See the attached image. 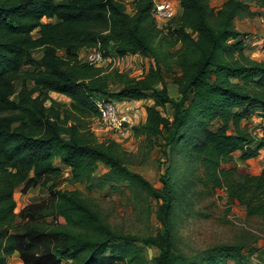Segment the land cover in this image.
Listing matches in <instances>:
<instances>
[{
	"label": "trees",
	"instance_id": "trees-1",
	"mask_svg": "<svg viewBox=\"0 0 264 264\" xmlns=\"http://www.w3.org/2000/svg\"><path fill=\"white\" fill-rule=\"evenodd\" d=\"M128 1L0 0V264L14 254L21 264H147L139 244L158 251L153 264H249L258 250L231 243L187 255L176 246L178 222L202 216L196 206L218 190L226 205L264 218V168L257 175L225 168L234 155L245 162L264 147L242 126L253 115L264 120V61L245 55L248 34L235 26L250 9L243 0H224L217 10L210 0H178L179 12L162 34L154 0ZM96 47L147 60V68L132 78L79 59L81 50ZM165 73L175 75L178 98L170 97ZM111 84L120 87L110 92ZM52 93L67 98L70 110L62 112ZM98 96L152 102L131 132L145 150L141 161L159 147L160 188L128 169L132 154L119 143L98 142L90 131L85 119L97 117ZM167 106L171 120L162 112ZM55 160L68 169L71 185L123 186L138 203L154 200L161 230L147 237L118 233L80 190L55 182L48 198L20 209L24 225L16 227L15 190L26 194L60 178ZM99 164L107 172L96 177ZM47 218L50 225L39 223Z\"/></svg>",
	"mask_w": 264,
	"mask_h": 264
},
{
	"label": "rangeland",
	"instance_id": "rangeland-1",
	"mask_svg": "<svg viewBox=\"0 0 264 264\" xmlns=\"http://www.w3.org/2000/svg\"><path fill=\"white\" fill-rule=\"evenodd\" d=\"M68 0H56V2H66ZM128 1V0H127ZM130 2V1H128ZM220 5L224 0H220ZM246 7L251 9L253 6L249 4L248 0H243ZM218 5V6H220ZM219 9V7L217 8ZM127 13L131 14V10L128 7ZM56 18H52L50 21L42 19V23H55ZM161 21V20H158ZM156 25L162 34L166 33L168 28V22H158ZM259 23L264 27V23L259 20ZM248 36L244 37L243 41L249 40L254 42L255 37L259 38L257 31L249 30ZM36 36V34H33ZM250 42V43H251ZM246 55L253 60L261 61V57L252 53L248 44L246 46ZM81 61L83 62L84 56L88 53V50H81ZM59 56H63L64 52L59 51ZM39 53L34 54L35 58H38ZM103 68H115L119 72H124L132 78H138L143 75V71L147 68V60L142 61L139 58L128 57L124 59H116L111 64L102 65ZM109 67V68H107ZM28 67H25V69ZM111 70V69H110ZM173 74L176 70L173 69ZM164 74V81L166 83L168 93L172 98H178L177 89L173 81V74ZM20 80L16 81L14 85L17 90L20 88ZM118 84H111L109 86L110 92L117 91L119 89ZM50 99L55 101L62 112L70 110V101L57 94H50ZM115 108L121 115H128L135 119V124H139L143 120V112L145 107L152 104L151 101H139V102H126L125 100L112 99ZM45 106H50V102L46 101ZM163 114L171 120L170 109L165 107L162 110ZM90 131L96 136L98 142L116 141L124 150L132 154L131 162L127 166L130 171L140 174L145 180H147L153 187L160 188L159 181L160 176L165 170V164L159 147H155L150 151L146 160L141 161L142 155L145 152L141 147V140L135 138L132 132L129 131L126 138L115 137L112 132L105 130V128L96 120V117L85 119ZM244 129L248 131L252 127V121L248 123L243 122ZM54 165L61 169L62 176L58 179H53L46 186H37L31 188L26 194H22L21 187L15 190L14 199L16 202L15 220L16 227L21 228L24 222L18 217V213L21 208L33 203H39L42 200L48 198L47 191L48 186L53 182L58 184V188L63 190H80L84 197L90 202L94 209L99 211L107 223L118 233L131 236H155L161 227L156 221L155 212L157 204L154 200L148 199L146 202L138 203L131 195L124 191L123 186L119 191H112L108 186L105 188H99L93 186L90 189L84 185H71L66 181L69 177V171L62 166L58 160H55ZM235 166L240 174L257 175L260 173L261 167H264V158L259 157L257 160H253L247 165L245 162L239 160L238 155L233 156V161L230 164H226L225 168ZM261 168V169H260ZM107 172V168L102 164L98 165V170L95 174L96 177L101 176ZM196 209L203 215L194 216L192 218H183L178 222L176 229V246L183 253L190 255L199 251H203L213 245L217 244H231L240 243L243 244L244 252L252 249L264 248V218L260 217H247L244 207L235 203L232 206L226 205L225 193L222 190H218L216 195L208 200L200 202ZM62 222V221H61ZM43 226H48L52 222L47 218L43 222H39ZM50 223V224H49ZM144 256L147 260V264H153V258L158 255V251L154 248L142 247ZM17 261V260H16ZM13 263V261L11 262ZM231 264V263H227Z\"/></svg>",
	"mask_w": 264,
	"mask_h": 264
},
{
	"label": "built area",
	"instance_id": "built-area-1",
	"mask_svg": "<svg viewBox=\"0 0 264 264\" xmlns=\"http://www.w3.org/2000/svg\"><path fill=\"white\" fill-rule=\"evenodd\" d=\"M248 1L250 5L259 10V20L264 23V0ZM152 4V15L156 21L161 20L158 22H169L179 12L178 0H154ZM87 50L88 53L84 56L83 62L92 67H102L105 64L110 65L116 59H124L111 54L104 55L99 47ZM79 59L81 60V57ZM92 103L97 110L96 120L115 137L126 138L131 128L137 125L133 117L118 113L112 99L108 97L98 96L92 100ZM249 264H264V248L258 249L252 255Z\"/></svg>",
	"mask_w": 264,
	"mask_h": 264
},
{
	"label": "crops",
	"instance_id": "crops-1",
	"mask_svg": "<svg viewBox=\"0 0 264 264\" xmlns=\"http://www.w3.org/2000/svg\"><path fill=\"white\" fill-rule=\"evenodd\" d=\"M220 3H221L220 0H210L209 5L214 10H217V8L218 7L220 8L222 5V4L220 5ZM218 5H220V6H218ZM250 12H251V14L248 15L247 17H244L241 19H236L235 20V26H236V29L241 33H248L249 30H254V31H257V33H260V34H258V36H261V37H259V38L255 37L254 42L246 40V41H244V45H245V49H246V46L248 44L250 50L251 51L254 50L252 53H255L256 55L261 57V59H262L261 61H264V27H262L259 23V10L256 7L255 8L252 7L250 9ZM47 21H50V20H47ZM245 55H246V51H245ZM81 56H82V54L79 53V57H81ZM126 102L131 103V102H136V101H126ZM144 119H145V112H143V120ZM249 121H252V124H251L252 127L253 126H256V127H255V129L250 128L248 130V132L251 133L256 139H260V138L264 139V120L253 115L245 123H248ZM243 125L244 124H242V126ZM259 157L264 158V147L259 150V154L255 159L247 160V161H245V164L247 163V165H248V164H250L251 161L257 160ZM261 168L263 169L264 167L262 166ZM12 261H13V263H11ZM9 264H21V261H20L17 254L13 255V257L10 259Z\"/></svg>",
	"mask_w": 264,
	"mask_h": 264
},
{
	"label": "water",
	"instance_id": "water-1",
	"mask_svg": "<svg viewBox=\"0 0 264 264\" xmlns=\"http://www.w3.org/2000/svg\"><path fill=\"white\" fill-rule=\"evenodd\" d=\"M125 126V125H124Z\"/></svg>",
	"mask_w": 264,
	"mask_h": 264
}]
</instances>
